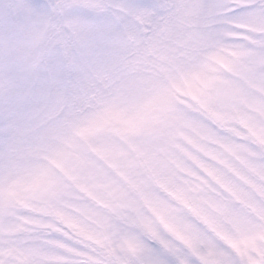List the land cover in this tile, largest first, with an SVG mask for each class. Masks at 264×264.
I'll list each match as a JSON object with an SVG mask.
<instances>
[{"label": "clouds", "instance_id": "9594fccd", "mask_svg": "<svg viewBox=\"0 0 264 264\" xmlns=\"http://www.w3.org/2000/svg\"><path fill=\"white\" fill-rule=\"evenodd\" d=\"M0 264H264V0H0Z\"/></svg>", "mask_w": 264, "mask_h": 264}, {"label": "snow or ice", "instance_id": "6c2138e0", "mask_svg": "<svg viewBox=\"0 0 264 264\" xmlns=\"http://www.w3.org/2000/svg\"><path fill=\"white\" fill-rule=\"evenodd\" d=\"M233 247H235V245H233Z\"/></svg>", "mask_w": 264, "mask_h": 264}]
</instances>
